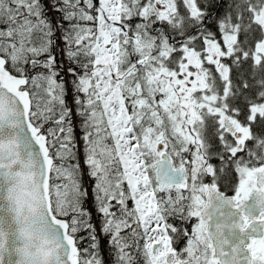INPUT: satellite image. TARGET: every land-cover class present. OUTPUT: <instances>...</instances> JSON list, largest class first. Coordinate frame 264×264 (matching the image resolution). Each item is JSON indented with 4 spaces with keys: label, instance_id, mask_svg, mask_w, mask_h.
I'll return each mask as SVG.
<instances>
[{
    "label": "snow or ice",
    "instance_id": "obj_1",
    "mask_svg": "<svg viewBox=\"0 0 264 264\" xmlns=\"http://www.w3.org/2000/svg\"><path fill=\"white\" fill-rule=\"evenodd\" d=\"M109 261L264 264V0H0V264Z\"/></svg>",
    "mask_w": 264,
    "mask_h": 264
},
{
    "label": "rangeland",
    "instance_id": "obj_2",
    "mask_svg": "<svg viewBox=\"0 0 264 264\" xmlns=\"http://www.w3.org/2000/svg\"><path fill=\"white\" fill-rule=\"evenodd\" d=\"M108 258H107V254H106V260H107ZM109 264H110V261H109Z\"/></svg>",
    "mask_w": 264,
    "mask_h": 264
}]
</instances>
